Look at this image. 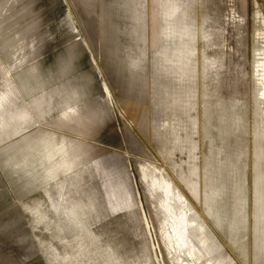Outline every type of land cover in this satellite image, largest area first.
<instances>
[{
    "label": "rangeland",
    "instance_id": "rangeland-1",
    "mask_svg": "<svg viewBox=\"0 0 264 264\" xmlns=\"http://www.w3.org/2000/svg\"><path fill=\"white\" fill-rule=\"evenodd\" d=\"M189 3L183 9L192 10L195 27L184 36L185 53L195 46L196 59L202 60L206 37L199 35L198 26L203 25L205 14L211 15L206 25L209 30L219 33V26L225 30V41L212 40L210 49L212 58L225 53L227 59V67L219 71L224 84L219 96L225 103L221 112L218 109L211 134L202 124L190 131V124L182 123L188 116H180L175 129L170 126L173 111L167 97L176 86L171 88L167 82L177 72L168 67L166 58L176 37L153 30L154 0H8L5 5L0 0V9L6 11L0 19V103L4 108L7 101L16 103L8 112L0 105L4 115L0 120L30 107L25 132L40 127L42 131L34 138L52 135L43 144L49 152L44 157L48 162L53 153L54 158L61 155L62 145L52 148L61 140L83 139L94 147L91 152L79 150L81 163L62 180H53L50 190L58 203L74 209L78 222L88 226L101 244L110 242L121 249L130 264L146 263L148 243L157 245L161 264H171L172 259L157 223L160 201L150 194L151 180L146 177L150 164L154 169L165 164L187 199L208 218L223 251L244 261L241 250L249 249L252 239L254 46H264V0ZM136 8L140 9L139 20L134 17ZM184 19L175 21L173 27L184 30ZM7 64L13 79L4 81ZM30 70H36V75L31 76ZM27 76L30 80L25 86L21 82ZM193 79L191 86L197 91L193 114L200 116L201 88L197 77ZM14 83H21L20 87ZM67 105H71V117L62 115ZM5 130L0 126V149L11 140ZM177 130L182 135L174 145ZM188 131L197 147L192 160ZM173 146L172 158L166 160ZM189 162L197 167L200 178L197 197ZM8 166L0 165V264H57L54 260L59 255L53 248L69 246V233L60 231L55 215L36 221L34 212L44 189L20 201L14 197L15 188L22 185H13Z\"/></svg>",
    "mask_w": 264,
    "mask_h": 264
},
{
    "label": "bare ground",
    "instance_id": "bare-ground-1",
    "mask_svg": "<svg viewBox=\"0 0 264 264\" xmlns=\"http://www.w3.org/2000/svg\"><path fill=\"white\" fill-rule=\"evenodd\" d=\"M2 1L3 5H5L8 0ZM185 2L186 1H184V4H186ZM184 4L181 3V0H154L152 10L154 20L153 30L157 31L158 34L164 32L168 38L176 37V42L175 40H171L173 45L171 44V52L168 51L170 53L167 54L166 58L169 65L168 67H172L173 70L175 69L177 72L176 78L168 79L169 82H167L171 88L176 86L174 93L171 94L169 91L170 94L167 97L168 106L172 107L173 111V119H171L173 122L177 120V123L172 122L170 126L175 129L181 123L178 118L180 116H188V120L181 121L184 123V126L186 123L190 124V131L200 129V125L202 124L204 131L211 134L214 130V118L219 111L221 112L225 103L219 96L224 88L219 71L227 67V59L225 53L217 55L216 58H212L210 49L213 42L212 40L219 41V43L225 41V30L224 27L221 26H219V30L217 29L219 33L209 30L206 25L211 21V15L209 13L205 14L203 25L200 23V26H198L199 35H204L206 37L207 50H205L203 58L201 57L202 60H199V57L196 59L195 46H193L194 48L190 46L188 53H185L184 50L187 46L184 45L185 41L183 39L185 35L186 37L189 35L188 33H190L191 29H194L193 20L195 17L193 13H191L192 10L186 11L181 8ZM5 13L6 11L0 9V19L5 17ZM184 15L187 16L186 19L183 18ZM136 19L139 20L141 18L136 14L135 20ZM183 19V22L186 23L184 26L185 31L182 30V28L177 29V26L173 27L175 21L180 23ZM163 22H165V26L162 25ZM186 43L188 44V42ZM220 44H218V47ZM254 47L257 53L255 62L256 69L254 70V81L256 82V87L254 89L256 95V122H254L252 126L253 140L250 144L252 148L251 165L253 167V195L252 211L251 214H249V226L252 230V239L251 241L249 240V249L241 250L246 259L242 261L235 255V257H233L230 253L223 251V245L215 234L216 230L211 226L208 218L203 212L198 207H195L196 205H193V202L187 199L179 185L172 180V173L165 164H162L159 169H154L153 165L150 164L146 166L149 169V173L146 177L148 180H151V183H149L150 194L153 195V198H158L160 201L158 205L159 212H156V218L162 230V234L163 236L165 235L167 241L165 249L167 255L172 258L171 264H264V46L255 45ZM202 63L204 67L200 69L199 67H201L200 65ZM202 71L203 76L201 75ZM35 72L36 70H30L29 74L33 76ZM28 76L21 82L22 84H29L28 81L30 78H28ZM194 77H197L201 88V95L199 97V104L201 106L200 116L199 114L196 116L193 114L194 106L196 105L195 95L197 93L191 86V81ZM8 78L13 79L12 67L11 65L9 66V64L5 66L2 74V79L4 81L8 80ZM20 84L14 83L13 85L19 88ZM107 94L109 96L110 93L108 92ZM1 101L0 98V102ZM182 102H184V105ZM0 105L2 107L3 104L0 103ZM6 105V108H2L3 111L7 110L8 112L16 103L10 100L6 102ZM65 108L66 109L63 110V112H65L64 114H68V112L69 114L72 113L70 112L71 106L67 105ZM30 111V107L28 109L22 108L18 115L7 116L6 119L0 120V126H5V132L11 135V140L7 141L4 147L0 149V165L3 166L5 163L9 165L8 170L12 172V174H10V179L13 185L16 182H21L22 186L18 188L14 187L16 191L14 197L17 199L19 198L18 201H20V199L22 200L23 196L35 190L44 189V192L38 196V198L41 199L38 200L40 205L34 212L36 221H39L41 217L47 215H55L58 218L57 226L60 228V231L69 233L66 238V240L70 242L69 246H63L62 249L59 247L53 248L54 252H57L59 255V259L54 260V262L57 264H89L92 262L94 264H130V260L125 259L121 249L116 248L110 242L106 245L101 244L96 234L90 233L88 226L82 222H78V216L74 209H72L71 206L65 207L58 203L50 190V185L53 180H62L70 169H74L81 163L82 160L79 154L83 149L91 152L94 150V147L83 139L61 140V143H58V145H52V148L55 149L57 146L59 147L62 145V151H59L61 155H57V157L54 158L53 153L48 162L44 157L45 153L49 152L43 149V144L45 141H49L52 135H49L47 138H43L42 136L34 138L37 133L42 131L40 127L28 133L25 132L26 122L31 116ZM2 117H4V115L2 116L0 112V118ZM201 120H203L202 123ZM240 120H244V118ZM12 123L13 126L11 128L10 126ZM237 123L238 120L235 122L236 128L238 127ZM219 132L222 135L221 127ZM181 135L182 134L178 132V130L173 135L174 145ZM187 135L189 137L187 138L188 142H186L192 145L194 143L191 137L193 134H190L188 131ZM182 141L181 143H183ZM189 147V160H192L195 157L197 147L193 145ZM173 149L174 146L169 148L166 160H171ZM74 154L75 156L73 157ZM188 164L190 178H192L193 193L197 197L200 192V178L198 173H196L197 167L191 162ZM143 169L145 168L143 167ZM183 182L185 183V181ZM133 201L134 200L130 203H133ZM47 203L49 205H46ZM144 221L148 223L150 229L148 218H144ZM210 227H212L214 231H212ZM150 235L153 238L152 233ZM242 238L244 237L242 236ZM73 242H76V244H73ZM43 254L45 253L43 252ZM177 257L178 263H175ZM146 258L145 264H161L157 245L155 243L153 246L148 243V254Z\"/></svg>",
    "mask_w": 264,
    "mask_h": 264
},
{
    "label": "crops",
    "instance_id": "crops-1",
    "mask_svg": "<svg viewBox=\"0 0 264 264\" xmlns=\"http://www.w3.org/2000/svg\"><path fill=\"white\" fill-rule=\"evenodd\" d=\"M184 1H186L185 3H186V5L185 6H190V3H189V1L190 0H181V3L182 4H184ZM182 8H183V5H182ZM190 9H191V7H190ZM139 11H140V9L138 10L137 8L135 9V13H134V15L136 16V14H138L139 13ZM134 16V17H135ZM135 65H137L136 63H135ZM98 67V66H97ZM99 68V67H98ZM69 106H71V105H69ZM70 112H72V109H71V111ZM65 112H63L62 114H64ZM68 115L71 117L72 116V113L71 114H69V112H68Z\"/></svg>",
    "mask_w": 264,
    "mask_h": 264
}]
</instances>
